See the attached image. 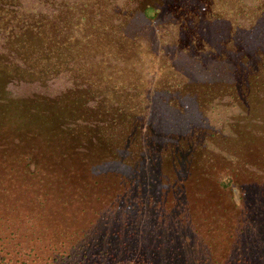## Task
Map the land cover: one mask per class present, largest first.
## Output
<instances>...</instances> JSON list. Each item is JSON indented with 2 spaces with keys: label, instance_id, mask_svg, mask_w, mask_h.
I'll return each mask as SVG.
<instances>
[{
  "label": "trees",
  "instance_id": "obj_1",
  "mask_svg": "<svg viewBox=\"0 0 264 264\" xmlns=\"http://www.w3.org/2000/svg\"><path fill=\"white\" fill-rule=\"evenodd\" d=\"M0 72V264H264V0H0Z\"/></svg>",
  "mask_w": 264,
  "mask_h": 264
},
{
  "label": "rangeland",
  "instance_id": "obj_2",
  "mask_svg": "<svg viewBox=\"0 0 264 264\" xmlns=\"http://www.w3.org/2000/svg\"><path fill=\"white\" fill-rule=\"evenodd\" d=\"M1 75H3V74L0 72V77H1ZM2 79H5V77L4 78L1 77V80ZM226 115H227V112H225L223 109H221L218 113L214 112L211 115V119H212L213 123L219 124L220 125L219 127H221V126L226 124V121L224 120L225 119L224 117ZM166 160L167 161H165L164 170L166 173H168L170 176H172L174 169H173L172 165L169 163L170 160L168 158ZM104 178H106V177H104ZM116 181H118L117 177L113 178V183Z\"/></svg>",
  "mask_w": 264,
  "mask_h": 264
}]
</instances>
